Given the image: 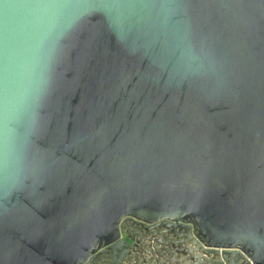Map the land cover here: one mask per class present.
I'll use <instances>...</instances> for the list:
<instances>
[{
    "label": "water",
    "instance_id": "water-1",
    "mask_svg": "<svg viewBox=\"0 0 264 264\" xmlns=\"http://www.w3.org/2000/svg\"><path fill=\"white\" fill-rule=\"evenodd\" d=\"M0 264H264V0H0Z\"/></svg>",
    "mask_w": 264,
    "mask_h": 264
},
{
    "label": "crops",
    "instance_id": "crops-1",
    "mask_svg": "<svg viewBox=\"0 0 264 264\" xmlns=\"http://www.w3.org/2000/svg\"><path fill=\"white\" fill-rule=\"evenodd\" d=\"M179 255L181 256V254H178V253H177V256H178V257H179ZM167 257H168V255H167Z\"/></svg>",
    "mask_w": 264,
    "mask_h": 264
}]
</instances>
